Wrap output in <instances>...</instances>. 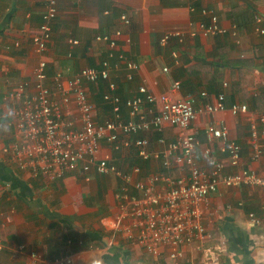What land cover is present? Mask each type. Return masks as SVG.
<instances>
[{
  "label": "crops",
  "instance_id": "obj_1",
  "mask_svg": "<svg viewBox=\"0 0 264 264\" xmlns=\"http://www.w3.org/2000/svg\"><path fill=\"white\" fill-rule=\"evenodd\" d=\"M41 2L0 0V252L7 254L1 264H52L64 257L71 264H152V256L113 230L119 213L115 177L92 170L87 179L74 171L62 180L47 182L11 162L3 150L15 138V129L3 98L18 83L31 82L40 59L47 62L48 79L60 71L69 80L82 68L97 67L105 47L94 42L95 37L120 29L122 52L139 66L129 83L124 69L112 74L121 99L131 98L142 85L160 95L174 82L180 84L178 97L192 96L201 104H213L216 96L224 94L226 110L200 116L193 123L198 141L195 160L201 170L209 171L204 150L210 148L213 157L227 166L219 144L209 143L204 133L208 125L221 124L242 149L240 167L262 175L264 162L250 159L248 137L251 120L264 113V33H259L264 31V0H57L52 40L40 58L31 37L40 24ZM202 6L214 10L224 34L205 37L200 33ZM122 14L130 19L128 27L119 23ZM168 32H180L182 42L172 39L160 47L159 39ZM173 52L178 56L176 63ZM90 86L96 93L88 97L101 122L109 109L101 100L103 91ZM233 104L246 105L247 113L232 115ZM71 115L72 121L75 111ZM164 132L169 141L174 139L175 130ZM106 153L102 145L101 154ZM113 159L119 168L138 165L143 175L155 171L146 169L152 163L140 162L134 149L113 153ZM233 171L227 166L224 173ZM206 203L204 225L209 238L202 245L185 248L179 264H264V228L248 223L250 214L264 221V192L219 186ZM18 245L23 250L13 257L11 250ZM161 261L172 264L165 256Z\"/></svg>",
  "mask_w": 264,
  "mask_h": 264
},
{
  "label": "built area",
  "instance_id": "obj_2",
  "mask_svg": "<svg viewBox=\"0 0 264 264\" xmlns=\"http://www.w3.org/2000/svg\"><path fill=\"white\" fill-rule=\"evenodd\" d=\"M41 3L44 9L40 24L31 37L33 50L40 58L52 40L57 0H42ZM200 14L202 20L198 27L203 36L225 33L212 8L202 6ZM255 21L259 23L260 17ZM119 23L128 27L130 19L122 14ZM259 33L264 31L259 30ZM121 38L120 29L96 36L94 42L105 47V57L97 67L82 68L69 80L64 79L60 71L48 79L47 62L40 59L31 82L18 83L3 98L10 108L15 129V138L3 152L19 170L47 182L62 180L74 171L87 179L92 170L100 176L115 177L119 181L114 194L119 213L113 230L152 256V264H162L163 256L172 264H179L185 248L195 243L202 245L209 238L204 225V209L208 198L219 186L259 188L264 192V174L240 167L242 149L230 139L227 128L221 124L208 125L204 133L209 143L219 144L227 166L234 171L224 173L227 166L213 157L210 148L204 150L209 171L199 168L194 157L198 141L193 123L200 116L226 110L224 94L216 96L213 104H201L192 96L178 97L180 84L174 82L160 95H154L142 85L131 98L121 99L112 74L124 69L125 80L129 83L139 68L122 52L118 44ZM182 38L180 32H168L158 43L164 48L170 40L182 42ZM69 43L77 45L76 41ZM14 44L15 47L20 45L19 42ZM172 58L176 63V52L172 53ZM162 71L167 73L168 70L163 68ZM48 81L55 86L54 91ZM97 82L105 84L102 100L110 108L108 117L101 122L83 87L96 86ZM205 96L201 94V97ZM73 111L76 115L71 121L69 117ZM229 112L232 115L247 113V106L233 104ZM168 128L175 130V137L170 141L161 135ZM149 135L159 137L151 140ZM102 145L108 153L101 154ZM248 146L250 159L264 162V113L251 120ZM131 149L135 150L138 160L157 164L159 171L143 175L138 165L119 168L113 153ZM170 171H176L177 177H171ZM248 223L251 227L264 228V221L253 214L249 215ZM22 250V245L16 246L11 250L12 256ZM205 253L211 254L209 250ZM30 257L37 260L34 254ZM52 264H71V260L64 257Z\"/></svg>",
  "mask_w": 264,
  "mask_h": 264
},
{
  "label": "trees",
  "instance_id": "obj_3",
  "mask_svg": "<svg viewBox=\"0 0 264 264\" xmlns=\"http://www.w3.org/2000/svg\"><path fill=\"white\" fill-rule=\"evenodd\" d=\"M46 74H47V71H46ZM48 74H49V71H48ZM49 87L51 88L52 91L55 90V86L53 84H51V82L48 84ZM96 87H98L99 90H101V93L102 91H104V87H105V84L104 83H101V82H97V85ZM103 89V90H102ZM101 100H102V94H101ZM103 102V100H102ZM104 103V102H103ZM108 109H109V112H110V108L109 106H107ZM166 140H168V134L166 132L162 133L161 134ZM159 137V135H155V138ZM169 141V140H168ZM140 161V160H139ZM141 162V161H140ZM147 163V162H146ZM170 176L173 177V178H176L177 177V174L175 171H170L169 172ZM7 260V254H5L4 252H0V264L3 262V261H6Z\"/></svg>",
  "mask_w": 264,
  "mask_h": 264
},
{
  "label": "rangeland",
  "instance_id": "obj_4",
  "mask_svg": "<svg viewBox=\"0 0 264 264\" xmlns=\"http://www.w3.org/2000/svg\"><path fill=\"white\" fill-rule=\"evenodd\" d=\"M72 71V70H71ZM84 88H88L89 87V91H88V93H90L89 94V96L92 98H94L95 96L93 95V94H95L96 93V89L93 87H91L90 85H84L83 86ZM97 101V100H96ZM102 117V115L101 114H99V118L100 119H102L101 118ZM148 138H150L151 140H152V137H151V135H149L148 136ZM122 163H124V162H122ZM154 168L155 169V171L154 172H158L159 171V169H158V165L157 164H151V165H148L147 167H146V169L148 168V169H151V168Z\"/></svg>",
  "mask_w": 264,
  "mask_h": 264
}]
</instances>
